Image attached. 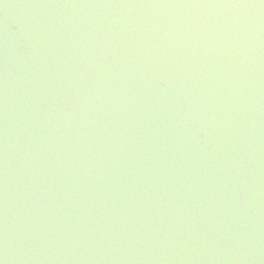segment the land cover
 <instances>
[{
	"label": "water",
	"instance_id": "95a60500",
	"mask_svg": "<svg viewBox=\"0 0 264 264\" xmlns=\"http://www.w3.org/2000/svg\"><path fill=\"white\" fill-rule=\"evenodd\" d=\"M0 264H264V0H0Z\"/></svg>",
	"mask_w": 264,
	"mask_h": 264
}]
</instances>
